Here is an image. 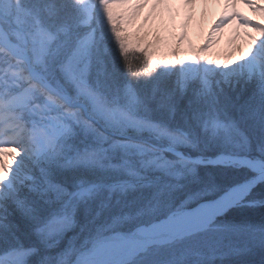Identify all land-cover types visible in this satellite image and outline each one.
<instances>
[{
	"label": "snow or ice",
	"instance_id": "1",
	"mask_svg": "<svg viewBox=\"0 0 264 264\" xmlns=\"http://www.w3.org/2000/svg\"><path fill=\"white\" fill-rule=\"evenodd\" d=\"M209 2L0 0V264H264V223L227 218L264 207V0H211L182 58Z\"/></svg>",
	"mask_w": 264,
	"mask_h": 264
},
{
	"label": "rangeland",
	"instance_id": "2",
	"mask_svg": "<svg viewBox=\"0 0 264 264\" xmlns=\"http://www.w3.org/2000/svg\"><path fill=\"white\" fill-rule=\"evenodd\" d=\"M174 3V2H173ZM240 10L246 15L252 16V14L243 6ZM149 9L145 8L140 15V20L136 21V25H139L143 17L148 13ZM203 9L198 6L196 10V19L188 27V42L181 45L180 55L182 58H186L191 55V49L201 46L207 37L209 28L213 25V21L218 17L221 11V7L215 3L209 2L206 15L201 16ZM255 19V17H252ZM181 17H177L176 23H180ZM135 26L129 29L134 31ZM146 30H149L146 28ZM150 31L158 33L161 37V43L156 47L155 54L158 57L171 58V49L174 46V41L171 39V26L167 20V17L163 19L157 18L150 24ZM149 40L152 36L149 35ZM190 42V43H189ZM247 40L243 34V30H239L237 35V29L235 26H229L221 30L215 37L214 42L211 44L207 52L205 53L210 59H224L229 53H233L234 56L239 53L235 50L237 48H246ZM254 257L261 258L259 251L253 253ZM250 256V255H248ZM248 256H241L238 259H243ZM237 259V258H233Z\"/></svg>",
	"mask_w": 264,
	"mask_h": 264
},
{
	"label": "trees",
	"instance_id": "3",
	"mask_svg": "<svg viewBox=\"0 0 264 264\" xmlns=\"http://www.w3.org/2000/svg\"><path fill=\"white\" fill-rule=\"evenodd\" d=\"M139 56V54H136ZM134 63H137L138 61L134 59ZM264 195V187L257 186L256 189H254V192L252 194V197L250 198H256L259 199L261 196ZM228 222L231 223H252V224H262L264 223V207L256 206V207H241L235 210H232L228 214ZM73 233L69 232L68 236H72ZM66 243V239L64 241ZM63 246V243L61 244V247ZM261 259V258H260ZM258 257H254L253 254L250 256L243 258L241 260H254L259 262L260 260Z\"/></svg>",
	"mask_w": 264,
	"mask_h": 264
},
{
	"label": "bare ground",
	"instance_id": "4",
	"mask_svg": "<svg viewBox=\"0 0 264 264\" xmlns=\"http://www.w3.org/2000/svg\"><path fill=\"white\" fill-rule=\"evenodd\" d=\"M174 3H178V0H173Z\"/></svg>",
	"mask_w": 264,
	"mask_h": 264
}]
</instances>
